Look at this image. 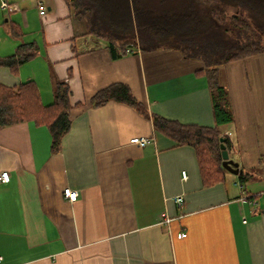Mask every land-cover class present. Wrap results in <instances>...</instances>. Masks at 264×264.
<instances>
[{
  "label": "crops",
  "instance_id": "0c3cea01",
  "mask_svg": "<svg viewBox=\"0 0 264 264\" xmlns=\"http://www.w3.org/2000/svg\"><path fill=\"white\" fill-rule=\"evenodd\" d=\"M84 33L65 0H0V59L34 52L16 71L0 66V84L33 82L50 106L64 81L73 106L57 152L45 127L0 129V174L10 175L0 182V264H264V53L223 67L234 119L221 129L243 175L206 187L196 151L152 122L215 127L204 63L174 49L114 59ZM114 84L147 115L116 101L94 107Z\"/></svg>",
  "mask_w": 264,
  "mask_h": 264
},
{
  "label": "trees",
  "instance_id": "16d2710c",
  "mask_svg": "<svg viewBox=\"0 0 264 264\" xmlns=\"http://www.w3.org/2000/svg\"><path fill=\"white\" fill-rule=\"evenodd\" d=\"M72 17L81 22L85 33L106 41L114 59L137 49H174L188 59L201 60L212 97L215 127L183 125L152 116L156 131L179 145L196 151L204 186L225 180L220 140L230 150L229 138L222 131L233 122V112L223 67L231 62L264 53V0H65ZM31 47V48H30ZM33 46H28L30 52ZM21 52L0 59V66L16 69L34 56ZM20 54V55H19ZM70 88L58 81L54 103L44 106L33 82L17 88L0 84V129L32 122L50 133L52 151H59L70 131L73 106ZM116 101L146 109L132 96L125 84H114L98 92L94 107Z\"/></svg>",
  "mask_w": 264,
  "mask_h": 264
},
{
  "label": "built area",
  "instance_id": "2783aa9c",
  "mask_svg": "<svg viewBox=\"0 0 264 264\" xmlns=\"http://www.w3.org/2000/svg\"><path fill=\"white\" fill-rule=\"evenodd\" d=\"M39 10H40V15L41 16H45L47 13V8L45 6V4L43 2H39L38 4ZM2 8L3 9H7L8 5L6 3H2ZM132 143L137 144L139 146H144L147 143L146 139H140V138H135L132 140ZM10 181V175L8 172H4L0 174V182L2 183H8ZM65 197L70 200V202L74 203L77 201L78 199V192L76 191H67L65 194ZM176 204H178L179 206H181L184 202L183 197L182 196H178L175 199ZM169 222V220H167ZM187 234L185 232H182L179 234L178 238L179 239H184L186 238ZM1 261V258H0Z\"/></svg>",
  "mask_w": 264,
  "mask_h": 264
},
{
  "label": "water",
  "instance_id": "95a60500",
  "mask_svg": "<svg viewBox=\"0 0 264 264\" xmlns=\"http://www.w3.org/2000/svg\"><path fill=\"white\" fill-rule=\"evenodd\" d=\"M220 150H221V161H222V167L227 172L233 174V175H243V171L240 170L239 164L234 162L229 155L228 150L226 149V146L224 144V139L220 140Z\"/></svg>",
  "mask_w": 264,
  "mask_h": 264
}]
</instances>
